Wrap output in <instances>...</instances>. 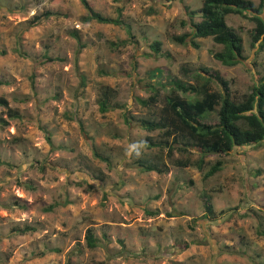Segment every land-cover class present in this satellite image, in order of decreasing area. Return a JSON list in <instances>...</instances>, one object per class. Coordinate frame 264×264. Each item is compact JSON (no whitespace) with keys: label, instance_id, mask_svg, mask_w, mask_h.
I'll return each instance as SVG.
<instances>
[{"label":"rangeland","instance_id":"1","mask_svg":"<svg viewBox=\"0 0 264 264\" xmlns=\"http://www.w3.org/2000/svg\"><path fill=\"white\" fill-rule=\"evenodd\" d=\"M88 1L107 16L120 7L129 32L80 21L79 0H0V95L21 114L0 126V264H264V236L255 232L264 216V144L233 147L220 156V169L203 178L218 155L205 154L201 168L195 148L166 155L165 146L145 144L162 137L157 129L122 116L123 109L127 117L154 115L168 76L193 83L199 66L218 70L231 95L247 90L252 69L264 65V45L254 53L249 44L248 13L224 16L240 35L244 56L224 65L210 54L220 48L210 36L196 37L198 47L169 39L188 30L179 23L187 19L183 7L196 9L201 0ZM14 4L21 9H7ZM44 10L58 15L27 24ZM153 39L160 41L157 53ZM146 83L158 89L148 106L136 99L150 95ZM101 88L114 90L123 108L100 112ZM0 114H6L2 106ZM214 119V110L203 117ZM140 157L159 158L167 170H141ZM204 194L214 217L204 214ZM14 199L24 207L1 204ZM23 222L35 229L9 232ZM85 227L97 238L92 248Z\"/></svg>","mask_w":264,"mask_h":264},{"label":"trees","instance_id":"2","mask_svg":"<svg viewBox=\"0 0 264 264\" xmlns=\"http://www.w3.org/2000/svg\"><path fill=\"white\" fill-rule=\"evenodd\" d=\"M79 2L85 9V13L79 17L80 21L94 20L119 24L129 32V25L120 18V7H116L115 16H107L93 8L88 0H79ZM6 7L8 10L21 9V5L15 4ZM183 8L187 19H181L179 23L182 26L187 25L188 30L171 33L169 39L176 43L198 47L196 37L210 36L213 42L220 45L219 49L210 51V54L221 64L233 65L244 60L241 37L232 26L226 23L224 16L227 13H248V18L253 22L248 30L249 44L253 48V52L260 50L264 45V0H257L256 3L252 0H201L196 9H189L186 5ZM49 15H58V12L44 10L41 13H34L26 22L28 25H33L41 17L44 18ZM70 34L78 39L75 29H72ZM159 44V40L153 39L149 46L157 53ZM82 46L83 44L79 42L77 47ZM2 52L3 50H0V53ZM41 57L50 59L46 53H43ZM199 70H202L205 75H202ZM100 72L103 71L100 70ZM83 78V75H80L81 85L84 82ZM194 78L195 81L190 83L174 76H168V83L161 85L165 92L160 99L161 105L156 109L154 115L136 117L129 114L127 117V112L123 109L122 116L126 121L127 119L135 120L137 125L146 131L157 129L162 137L154 141L149 138L145 144L148 147L151 145L165 146L166 155H170L172 149L188 152L189 148H195L199 152V157L197 162H194L199 168L202 166L205 154L218 155L203 171L202 177L206 178L220 169L222 164L220 156L230 152L233 147L264 144V65L261 72H255L252 69V83L247 90L236 96L230 94L228 83L218 70L199 66ZM196 79L200 80L197 81ZM210 81L216 84L217 89L210 87ZM2 82L4 81L0 80V84ZM146 84L151 90L150 95L146 98L137 97L136 99L141 105L148 106L157 100L158 89L151 83ZM167 84H171L168 89H166ZM188 90L191 91V96L185 94ZM181 91L185 93L181 94ZM114 96L115 92L112 89H99L96 97L97 109L100 112H105L116 107L123 108V105L114 101ZM0 106L5 108L6 113L5 115L0 114V126L6 125L8 118H21L17 109L10 107L7 99L1 95ZM213 110L215 111V119L212 121L203 120L204 115ZM95 155L98 154L95 153ZM101 158L107 159L106 157ZM155 159L140 157L137 161L139 168L146 171L154 170L158 173L166 171V164ZM173 162L178 166L189 164L187 159H174ZM203 196L204 214L214 217L209 196L206 194ZM1 204L5 206L15 204L20 207L25 205L19 203L17 199ZM56 204V202L49 203L42 206V209L44 211L50 210ZM259 219L261 223L257 224L255 232L264 236V223H262L264 216L261 215ZM34 229L35 225L23 222L21 225L11 226L9 232L24 233ZM96 241L97 238L94 236L92 228L85 227V245L92 248L96 245ZM93 264H103V261H95Z\"/></svg>","mask_w":264,"mask_h":264}]
</instances>
